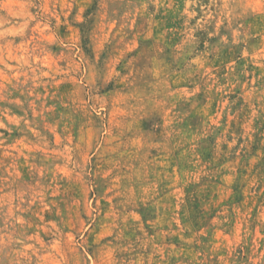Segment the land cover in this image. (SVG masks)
I'll use <instances>...</instances> for the list:
<instances>
[{"label":"rangeland","instance_id":"obj_1","mask_svg":"<svg viewBox=\"0 0 264 264\" xmlns=\"http://www.w3.org/2000/svg\"><path fill=\"white\" fill-rule=\"evenodd\" d=\"M0 264H264V0H0Z\"/></svg>","mask_w":264,"mask_h":264}]
</instances>
